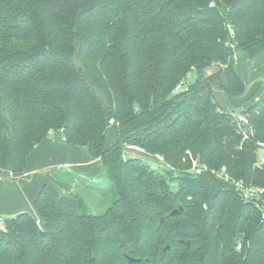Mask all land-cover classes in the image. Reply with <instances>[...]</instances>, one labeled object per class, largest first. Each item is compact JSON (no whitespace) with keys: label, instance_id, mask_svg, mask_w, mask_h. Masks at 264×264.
I'll return each mask as SVG.
<instances>
[{"label":"trees","instance_id":"1","mask_svg":"<svg viewBox=\"0 0 264 264\" xmlns=\"http://www.w3.org/2000/svg\"><path fill=\"white\" fill-rule=\"evenodd\" d=\"M262 50L264 0H0V169L23 174L54 130L113 195L96 215L77 184L44 186L38 218L4 220L0 264H264L261 204L211 172L264 188V90L241 119L213 88L242 95L236 65Z\"/></svg>","mask_w":264,"mask_h":264},{"label":"crops","instance_id":"2","mask_svg":"<svg viewBox=\"0 0 264 264\" xmlns=\"http://www.w3.org/2000/svg\"><path fill=\"white\" fill-rule=\"evenodd\" d=\"M236 69L246 84L242 95L230 98L220 82H215L213 88L222 104L242 110L257 100L264 90V50L237 63ZM114 141L115 136L110 135L108 144ZM128 148L143 153L139 148ZM102 168L101 158L91 156L87 147L45 138L32 151L23 174L14 175L0 169V220L22 212L37 215L34 202L44 186L69 193L80 182L76 177L97 178L101 176Z\"/></svg>","mask_w":264,"mask_h":264},{"label":"rangeland","instance_id":"3","mask_svg":"<svg viewBox=\"0 0 264 264\" xmlns=\"http://www.w3.org/2000/svg\"><path fill=\"white\" fill-rule=\"evenodd\" d=\"M189 77L192 78V76L190 75ZM222 105L226 106L225 104H222ZM228 108L231 109V107H228ZM234 108H237V106H234L233 109ZM235 112L239 116V118L243 119L242 111L238 110ZM124 154H125V157L127 158L131 156H135V155L136 156L142 155L143 157H145V159L147 158V161L151 164V166L153 167L161 166L160 161L154 159L151 156H144L143 153L135 149L126 148ZM260 155L264 156V148L260 150ZM77 186L78 188H76V191L79 190L80 192L86 195V202L89 206L90 211L93 214L99 215V214L104 213L107 210V208L110 206L113 200V195H112V190H111L112 185L106 179L105 176H98L97 178H94V179L83 178L82 180H80L79 183H77ZM215 187H217V185ZM72 192H75V190ZM35 216L38 218L36 214ZM3 223H4V220H3ZM3 223L0 224V228L4 227Z\"/></svg>","mask_w":264,"mask_h":264},{"label":"built area","instance_id":"4","mask_svg":"<svg viewBox=\"0 0 264 264\" xmlns=\"http://www.w3.org/2000/svg\"><path fill=\"white\" fill-rule=\"evenodd\" d=\"M181 86H182L181 84L178 85L177 89H180ZM110 123L113 124L114 120L111 119ZM63 131H64V129L60 128L58 130V133H62ZM55 133L56 132L54 130L49 131V137L53 138ZM153 158L160 161V162H163L162 156L157 155V156H153ZM263 164H264V156L260 155L258 162L255 165H256V167H260ZM207 171H208V167L206 165H201V164H198L193 169V172L196 175H202ZM211 172L216 177H218L221 180H224L229 186L234 188L244 201H246V202L247 201L259 202L261 204V207L263 210L262 216L264 217V196H263L264 195V188H260V187H256V186H252V185H247L242 179L233 178L225 169H222L221 171L212 170ZM0 222L3 223V220H0Z\"/></svg>","mask_w":264,"mask_h":264},{"label":"water","instance_id":"5","mask_svg":"<svg viewBox=\"0 0 264 264\" xmlns=\"http://www.w3.org/2000/svg\"><path fill=\"white\" fill-rule=\"evenodd\" d=\"M182 209H183L182 205H179L178 208L172 210L171 214H172V215L179 214V213L181 212ZM180 242L183 243V244H186L187 246H190V241H188V240H180ZM125 244H126V237L123 236V237L121 238L120 247H124ZM168 249H170V245H166V246L160 251V255H159V258H160V259L164 256L165 252H166ZM125 256H126V258L129 260L130 263H135V262H140V261H141L140 258H135V257H132V256H130V255H128V254H125Z\"/></svg>","mask_w":264,"mask_h":264}]
</instances>
